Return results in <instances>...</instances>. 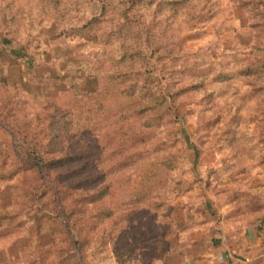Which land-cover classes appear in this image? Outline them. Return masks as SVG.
<instances>
[{
  "label": "rangeland",
  "instance_id": "1",
  "mask_svg": "<svg viewBox=\"0 0 264 264\" xmlns=\"http://www.w3.org/2000/svg\"><path fill=\"white\" fill-rule=\"evenodd\" d=\"M0 106L46 161L82 155L0 183V214L17 216L0 264H159L192 236L207 246L262 197L264 0H0ZM51 117L70 135L58 151ZM9 144L0 130L10 171Z\"/></svg>",
  "mask_w": 264,
  "mask_h": 264
},
{
  "label": "crops",
  "instance_id": "2",
  "mask_svg": "<svg viewBox=\"0 0 264 264\" xmlns=\"http://www.w3.org/2000/svg\"><path fill=\"white\" fill-rule=\"evenodd\" d=\"M261 199L243 206L239 218L215 228L207 246L191 237L159 264H264V186L255 187Z\"/></svg>",
  "mask_w": 264,
  "mask_h": 264
},
{
  "label": "trees",
  "instance_id": "3",
  "mask_svg": "<svg viewBox=\"0 0 264 264\" xmlns=\"http://www.w3.org/2000/svg\"><path fill=\"white\" fill-rule=\"evenodd\" d=\"M85 96H87V94ZM7 108L8 106H0V112H4L5 110L8 111ZM12 112L13 114L15 113L14 110ZM2 117L3 113L0 114V130H2L10 139V144L7 145V154H9V157L11 156L10 158H13L15 162L13 163L14 168L12 167L11 163L10 171L8 170L10 168V163L8 162L9 158L4 161L3 164H0V183L11 182L17 177L28 173L41 175L40 178L45 179V176H43L42 174L48 173L49 169L52 170L56 169L57 167H65L69 163H74L81 160V154H74L76 156H72V158H61L57 160L52 159L51 161H46L42 151H40L38 142H35L36 140H31V135L29 134V132L22 131L23 134L20 135V132H16L15 128H11V126L8 124L6 125L3 121H7V118ZM51 118V148L55 147V150L58 151L59 146L61 148V145L64 142L62 141V139H64L65 136L66 138L70 137V135H68L69 132H67V129L65 128H62L59 132H56V130L58 129H55V127H53V124L55 122L58 123V121L56 120L53 122L54 118ZM60 122L62 123L63 121ZM64 123L65 122H63V124ZM3 156L4 154L0 149V157ZM63 176H65L69 180L71 179L69 174H64ZM45 219L50 220L48 217ZM16 220L17 216L10 214L7 210L3 211V213L0 214V238H10L15 235L16 229L13 226L9 227V225H7V222L14 224ZM54 220L57 221L58 224V221H60L61 218L59 217L58 220ZM24 226L25 224L23 223L18 225V228H23ZM41 227L42 223H40V221L39 223H33L31 225V231L34 230V228H37L39 230ZM31 233H33V231ZM53 233L56 236L55 228H53Z\"/></svg>",
  "mask_w": 264,
  "mask_h": 264
}]
</instances>
